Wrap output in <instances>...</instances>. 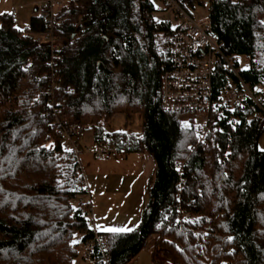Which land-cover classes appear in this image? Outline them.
<instances>
[{"label":"trees","instance_id":"1","mask_svg":"<svg viewBox=\"0 0 264 264\" xmlns=\"http://www.w3.org/2000/svg\"><path fill=\"white\" fill-rule=\"evenodd\" d=\"M177 1L188 11L205 5L222 51L245 55L243 81L264 75V0ZM154 9L150 0H65L53 55L37 38L41 14L17 27L11 13H0V264L72 263L73 235L82 242L93 233L90 201L77 152L63 147L55 128L115 114L123 129L92 126L93 141L109 136L123 156L148 153L154 172L136 225L98 232L106 235V260L95 244L93 264L127 262L151 235L153 250L171 264H264V149L257 146L264 114L247 96L231 107L215 103L228 77L220 62L205 144L181 125L193 112L162 110L170 28L147 22ZM259 103L264 108V91ZM134 114L138 126L126 131Z\"/></svg>","mask_w":264,"mask_h":264},{"label":"built area","instance_id":"2","mask_svg":"<svg viewBox=\"0 0 264 264\" xmlns=\"http://www.w3.org/2000/svg\"><path fill=\"white\" fill-rule=\"evenodd\" d=\"M154 1V0H150ZM170 11L173 12L174 24L170 27L168 42V67L161 73L159 84V107L165 111H188L193 112L192 117L185 116L181 120V125L192 126L198 141L205 144V123L207 112L211 103V78L215 65L220 62L227 71L226 82L219 88L217 105L222 103L231 107L241 103L244 97H249L257 107L256 114H264V108L259 103L260 93L264 91V75H260L258 80L249 85L239 76L241 61L246 59L242 53H224L219 46L218 34L210 27L208 16L194 18L184 9L177 0H160ZM38 13L42 15L45 28L40 31L37 38L47 43L53 55L56 49L54 37V27L62 20L56 13L61 6L60 0H41ZM147 22H152V13L146 14ZM13 18V15H12ZM29 61L30 58L28 57ZM59 78L55 77L53 81ZM107 120L99 117L96 121L76 126L74 124L63 125L59 123L55 128V133L70 144V149L78 152L76 143L72 142V137L82 132L84 127H100L103 132L108 133ZM89 149L94 157H106L114 155L115 145L110 141L109 136ZM52 137L44 142L45 147H51ZM85 150L88 148L85 147ZM178 167V164H177ZM106 235L93 230L92 236L81 242L77 254L79 257L92 259L94 245L97 244L101 251L100 259L106 260L104 243ZM124 262L121 264H127Z\"/></svg>","mask_w":264,"mask_h":264},{"label":"crops","instance_id":"3","mask_svg":"<svg viewBox=\"0 0 264 264\" xmlns=\"http://www.w3.org/2000/svg\"><path fill=\"white\" fill-rule=\"evenodd\" d=\"M39 1L41 0H31V14L38 13ZM60 1L63 3L65 0ZM153 4L154 20L168 23V17L160 9L162 2L154 0ZM11 14L15 22L16 16L14 13ZM173 24L174 21L170 26L168 23L169 28ZM115 115L108 119L105 129L108 132L113 130L112 122ZM117 129H123L121 123L118 124ZM124 129L129 131L135 128L130 126L128 121ZM76 141L78 161L87 188V194L84 197L90 201L89 226L100 233L112 232L104 230L107 228L131 229L139 218L144 189L153 178L152 157L146 152L131 153L127 156L119 153L106 157H94L89 149L85 150V147L91 149L96 145L93 141L92 129L89 127L77 136ZM62 145L65 149H70L68 141H62ZM80 238L79 233H75L72 237L77 250L81 245ZM153 240L154 236H149L127 264H171L162 253L153 250ZM71 264H93V260L79 257L76 253Z\"/></svg>","mask_w":264,"mask_h":264},{"label":"rangeland","instance_id":"4","mask_svg":"<svg viewBox=\"0 0 264 264\" xmlns=\"http://www.w3.org/2000/svg\"><path fill=\"white\" fill-rule=\"evenodd\" d=\"M30 2H31V0H0V13L1 12L14 13L15 16H16L15 24L17 25V27H23L25 25V22L27 21L28 16L31 14L32 5H31ZM13 8H14V10H13ZM40 8H41V5L38 4V10H40ZM160 9H161V11L163 13H165V16L168 17L167 19H168V23H169V26H170L173 23L174 18H175L173 12L170 11L163 3L161 4ZM189 11H190L189 13L194 18H200V17L207 16L206 15V7H205V5H202V4H198V3L196 4L195 3L193 5V8H191ZM157 17H158V15H157ZM240 61H241V63H240L241 67H245L246 59L244 61H242V59H240ZM138 116H139L138 114H134L133 115L132 119L129 120L130 121V126H133L134 128L137 127ZM120 118H121L120 114H116L115 115L114 120H113L114 122H112V128H117L118 124L122 122ZM107 122H108V120H107ZM91 127H89V128H91ZM85 128H87V127H84L82 129V132L85 130ZM81 133H78L77 136H79ZM72 139H73V137H72ZM72 142L76 143V145H77V141L76 140L75 141L72 140ZM257 146L260 149H264V132L258 137ZM91 148H93V147H91ZM88 149H90V148H88ZM68 150H70V149H68ZM117 154H119V153H117ZM84 198L85 197L83 196V199Z\"/></svg>","mask_w":264,"mask_h":264},{"label":"snow or ice","instance_id":"5","mask_svg":"<svg viewBox=\"0 0 264 264\" xmlns=\"http://www.w3.org/2000/svg\"><path fill=\"white\" fill-rule=\"evenodd\" d=\"M104 230L118 232V231L130 230V229L107 228V229H104Z\"/></svg>","mask_w":264,"mask_h":264}]
</instances>
